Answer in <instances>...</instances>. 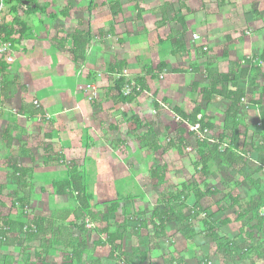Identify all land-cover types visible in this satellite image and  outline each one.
I'll return each instance as SVG.
<instances>
[{"label": "rangeland", "instance_id": "rangeland-1", "mask_svg": "<svg viewBox=\"0 0 264 264\" xmlns=\"http://www.w3.org/2000/svg\"><path fill=\"white\" fill-rule=\"evenodd\" d=\"M24 1L26 0H23L21 4L13 3L16 6L15 11L11 10L12 5L4 3L3 11L9 12L10 10L11 17L19 20L15 24L16 29L21 30L24 25L28 35L30 28L28 22L24 20V15L33 11L28 9L29 4H25ZM87 1V13L89 12L90 16L98 5L103 11H109L110 16L103 28L93 30L90 27L92 42L89 49L94 51L92 48L96 45L102 47L104 56L101 60L98 58V61L102 64V59H106L103 67L99 65L90 71L93 76L91 78L94 79L93 84L98 87L99 95L96 100L89 102L96 108L97 112H94L92 116L96 122H99L97 124L100 128L97 130L98 133H90L88 130L89 138L84 140L80 156L72 158L65 151L59 150V145L56 150L51 141L43 136L50 129L47 126L48 117L42 118L41 121L36 120L39 129L35 128L42 134L36 133L34 141L31 142L32 146L29 149L32 151L30 152L32 162L29 168L22 166L21 152L25 147L20 144L7 147L5 139L3 141L2 138L0 168L8 172V179L7 184L0 179V226L5 217L27 223L31 218L44 215L56 224L51 232H49L51 225H44L45 228L33 241L20 235L22 239L25 238L17 246H1L0 264L8 262L10 264H41L42 261L65 264V258L70 256L73 248L69 247L68 243L73 238L76 240L71 242L77 248H80L83 242L86 243L82 262L73 264H92L101 257L103 253L98 252L95 246L98 238L103 237L101 239H104L105 237L104 234L96 233L101 220L92 222L87 216L76 220L74 201L69 199L68 194H57L53 186L55 182L67 180L69 178L68 169L72 167H76L84 176L86 192L91 196V208L95 212L104 213L106 208L117 203L119 207L115 218L118 222H124L134 215L150 218L155 213L161 214L169 208L176 209L179 213L180 222L167 223L164 231L155 230L151 226L148 243L140 246L139 251L135 250L139 246L138 238L131 234L130 229H127L122 234L126 247L122 248L121 243L118 242L113 248L114 257L116 259L121 257V260L119 259L121 264H124L126 255L134 257L136 260L134 264H165L164 257L167 255H173L176 259L175 264H201L202 257L208 254L213 239L226 244L235 255L242 253V249L246 250V247L250 245H263L264 227L261 230L255 229L257 221H252L250 217L241 220L237 218L238 213L246 210L247 204L252 202L258 191L242 185L241 180L230 173L229 164L218 157L214 156L206 171L200 166L196 168L195 160H198L199 150L202 149L199 145V138L205 139L208 145L212 146L214 142H218L219 135L225 131V111L228 101L222 97L204 100L201 95L202 90L209 85L207 69L211 66L234 71L237 65L238 72L251 68L252 65L254 68H261V74L253 82L248 78L238 82V88L245 92V97L240 104L239 119L241 125L248 129L247 141L264 146L263 137L258 135L262 129L261 105L256 103L260 99L264 103V61L261 59L264 52V14H261L262 11L264 13V7L262 8L264 0H128L127 6H121V11H114L110 7V3L116 0H107L103 4H99L102 0ZM188 1L191 2L192 7H189ZM74 2L79 4L82 0H74ZM39 3V5L43 4L41 6L46 8L47 13L53 11L51 13L56 15L54 19L61 16L62 18L72 17L75 20L73 0H39ZM142 4L149 7V12L141 6ZM204 11L208 19L202 16ZM63 13L68 14L65 16ZM181 19L185 21V29ZM213 21L216 25L225 26L229 31L235 30L226 36L227 39H232L231 42L235 40V37L240 41L256 38V43H260L256 48L258 50L250 56L241 53L234 54V59H231L228 49L229 40L225 43L223 39L219 47L211 46L209 41L203 40L199 35L202 29L210 27L209 23ZM198 32L199 38L192 39V35ZM217 32H219L218 29ZM66 34L69 35L67 32ZM166 39H168L167 42ZM160 40L166 42L165 46L159 48L163 55L172 53L174 41H183L185 46L179 50L178 55H174L175 58L170 61V66H167L159 75L156 67L160 62H166L165 57L161 58L163 61L158 62L159 58L154 56L155 44ZM70 43L72 45L71 38L67 40V44ZM20 44L14 46V53L20 48ZM97 54L101 52L98 51ZM91 55L92 57L95 55L92 60L94 63L97 61V55L95 52L93 54L91 52ZM205 55L208 58L202 61L200 58L206 57ZM212 56L215 59H209ZM135 58H138L145 67L140 73L126 67L123 71L124 73L126 70L124 76L131 83L138 76H146L147 82L150 79L153 87L160 90V96L154 93V97L159 98L161 103L167 107H162L160 103L159 108L156 109L153 101L149 108L147 105V109L143 110L145 111L144 119H141L140 114L135 112L132 106L134 103L118 106L114 102L113 97L116 95L113 90L114 80L120 76L119 74L112 75L108 71L110 60L115 63L124 59L133 61ZM243 60H245L244 63ZM248 60L252 61L248 62ZM1 62H7V60L0 57ZM7 63L6 70L0 73V88L2 84L9 81L8 77L12 72V62ZM96 68L98 70H95ZM149 68L155 70L154 75L156 76H149L145 72ZM228 86L233 88L230 83ZM171 89L173 100L169 102L168 98H162L164 95L162 93L171 91ZM1 100L2 95L0 94ZM196 106H200L208 114L209 122L214 125L213 129H207L204 134H192L193 131L187 123L167 113L174 107H180L190 113ZM148 125L157 135L160 144L158 151H153L143 140L149 129ZM31 126L33 127V124ZM181 129L185 130L183 135L179 133ZM29 138L32 139V136ZM180 140H182L181 152L178 147ZM172 142L173 145H171ZM97 143L99 147H104L107 154L104 155L103 163L98 161L92 164L90 162L91 151ZM206 151L208 153V149ZM142 156L143 159H141ZM258 160V151L250 148L245 169L248 168L254 177L264 181V169L262 172L257 170ZM157 167H165L162 173L164 178L153 181L151 174ZM14 168L27 169L23 179H19L20 175L14 171ZM124 169L132 171L134 176L122 178L120 172ZM193 185L202 191L214 187L222 190L229 189L230 195L238 203L232 204V198L229 197L226 200L225 211L214 206L201 214H195V198L191 192ZM182 191L188 193L189 198L183 195L176 200L173 199ZM209 199L205 198L202 203ZM234 213L237 217H232ZM228 217L231 221L225 226H220V222ZM206 223L215 228V237L209 236L210 230ZM84 225V230L79 229ZM59 226L64 228L60 230L63 235L62 241L57 244L51 237L55 233L59 234ZM26 231L28 228L25 227L24 233ZM111 231L115 232L116 228H111ZM159 240L163 243L162 247L157 244ZM106 251L111 252L109 247ZM141 251L148 255L144 262L141 261ZM248 253L249 257L244 261H239L235 255L233 256L235 258H229L227 251H221L219 256L210 257L207 263L251 264L253 261L251 259H254L256 254L255 251L251 253L250 250ZM256 264H264V260H259Z\"/></svg>", "mask_w": 264, "mask_h": 264}, {"label": "trees", "instance_id": "trees-1", "mask_svg": "<svg viewBox=\"0 0 264 264\" xmlns=\"http://www.w3.org/2000/svg\"><path fill=\"white\" fill-rule=\"evenodd\" d=\"M23 0H3V2L7 5H12L13 11L16 10V6L13 3L21 4ZM29 1V5L27 6L31 11H41L47 13V10L44 6L39 5L34 0H26ZM93 3V1H91ZM1 3V0H0ZM121 2L115 1L110 3V7L114 9V11H121ZM65 16L68 13H63ZM51 17H56L55 14H50ZM19 20L11 17L10 10L3 11L1 25H0V34L2 35V41L4 42H12L13 47L19 45L21 40L27 36L26 33V26L23 25V29H16L15 24L18 23ZM183 24V28H186L185 21L181 19ZM71 38L72 45L70 47V53L75 62L84 61L87 57V52L89 46L92 42V32L91 29L88 28L87 30H83L81 28H76L71 36L67 35L64 30H60L55 38L52 40V44L55 50L64 52L66 50L67 40ZM185 46L183 41H174L173 42V49L172 54L178 55L179 50ZM262 61H264V52L261 56ZM252 60H248L251 62ZM128 65L127 60H119L115 63L109 64L108 71L112 75L119 74V78L114 80L113 90L116 92V95L113 97L115 103H133L136 101L143 93L149 92L150 87L148 85L146 76H138L134 79L135 87H133L132 91L129 94H123L122 89L125 87L126 84L131 85V81L128 80L124 76V69H126ZM8 66L7 62L0 63V73L6 70ZM237 68L233 69L234 71H226L224 68L219 66H211L208 71L209 77V85L205 89L202 90V97L204 100H211L213 97H222L225 100L230 102V105L225 111V131L219 135L218 142H214L212 146L208 145V142L205 139L199 138V145L202 149L199 150V158L195 160V167L198 166L202 167L204 171L208 168L209 162L215 157H218L221 161L227 162L229 164V171L231 174L236 176L238 180H241V184L245 185L249 189H256L258 194L251 203L247 204V208L243 213H238V217L236 214H232L236 216L238 219H242L245 217H250L252 221H257V225H255V229H263L264 227V181L261 178H256L253 176V173L249 171V169H245V164L247 159L249 158L250 148L255 149L259 153V160H258V172H262L264 169V146L263 145H256L254 142H248L247 134L248 129L241 125L239 115L241 109V101L245 97V92L238 88V82L242 79H249L251 82L256 80V78L261 74L260 67H252L242 69L238 72V66L235 65ZM167 67L166 62H160L158 64L157 71L159 75L165 70ZM149 76H156L154 75L155 70L153 68H149L145 70ZM231 77V80H230ZM228 83H230L233 88H229ZM0 94L2 95V100L11 98L17 94L21 93L22 96V106H21V114L24 115H34V116H42L45 115L43 109L38 108L35 104V97L28 94L27 89L25 86L18 84L15 81H9L5 84L1 85ZM139 87L137 90L136 87ZM197 88V86H196ZM257 104L261 105V117H262V129L261 132L258 134L264 139V103L260 99L256 102ZM155 108L158 109L160 103L154 100ZM173 117H177L180 119L181 122L187 123L190 127L199 124V128L196 131H193L192 134L199 135L204 134L207 129H213L214 125L209 122L208 114L200 107H194L193 111L188 113L180 107H174L172 110L167 111ZM202 115L201 119H198V116ZM41 124V123H40ZM139 124V123H138ZM149 126L147 133L144 135L143 140L147 143L148 147H150L153 151H158L160 148L159 141L157 140V135L155 131ZM140 127V125H139ZM181 135L185 133L184 129L179 131ZM202 136V135H201ZM182 140H180L179 151H182ZM173 145V142L171 143ZM208 149V153L206 151ZM15 172L20 175L19 179H23L24 174L26 173L27 169L22 168H14ZM165 167H157L152 171L151 178L153 181L155 180H163L164 175L163 170ZM69 178L64 181L55 182L53 186L56 189V193L59 195L68 194L70 197L69 199L73 202V207H75L74 215L76 220H79L84 217H89L92 222L100 221L98 227L96 228L97 234H104L103 237H100L95 242L96 250L98 252L103 253L101 257L97 260L93 261L92 264H121L122 262L121 257L115 258L114 257V246H117L118 242L121 243L122 248L126 247V241L123 240L122 234L127 230L130 229L132 235L138 238V247H136V251H139L140 246L146 245L149 240V229L151 226L154 227L155 230L161 229L166 230V224L177 221L180 222L179 213L176 209L169 208L166 211L160 213H155L150 218H146L144 216H131L130 219L125 220L124 222H118L115 218V214L118 211L119 205L117 203H113L110 208H106L104 213L95 212L91 208V196H89L86 192V184L84 176L78 171L76 167H72L68 169ZM192 193L193 197L195 198V214H201L204 211H208L214 206H217L219 209L224 210L227 207L226 200L231 197L232 204H237V200L233 199L232 195H230L229 189H218L216 187L202 191L196 185L192 186ZM221 194V196H219ZM185 195L189 198L188 193L182 191L179 194H176L173 199H178L180 196ZM205 198H210L206 202L202 203ZM225 211V210H224ZM196 217V215H194ZM235 218V219H237ZM106 221H105V220ZM237 219V220H238ZM190 220V218H189ZM231 219L228 217L220 222V226L227 225ZM159 222V223H158ZM50 224L49 232L54 228L56 222L48 219L45 215L44 216H37L31 218L27 223H21L16 220H12L9 217H5L2 219V225L0 226V247L4 245H12L17 246L21 240H24V236H26L27 240L33 241L38 238L40 232L45 228L44 225ZM209 227V236L215 237L216 231L215 228L208 223H206ZM28 228V231L24 233V228ZM64 228L59 226V231ZM84 226H80L79 229L84 230ZM111 228H116L115 232L111 231ZM243 231V229H242ZM20 235H24L23 239ZM252 236V234H250ZM63 235H61V231L58 235L53 234L51 237L54 243H60L62 241ZM70 239V238H69ZM76 239H71L73 242ZM70 241V242H71ZM68 243L69 247H73L70 256L68 255L65 259V264H73L77 262H82L83 260V253L86 248V243H82L80 248L73 245L72 242ZM159 247H162L163 243L159 240L158 243ZM109 247L111 252L106 251V248ZM231 248V247H230ZM247 249H242V253H238L235 255L233 250H229L226 244L221 243L216 239H213L210 247L209 252L205 256L202 257L203 264H209L207 261L212 256H219L221 251L228 252L229 258H232L234 255L236 259L239 261H244L247 257L250 256L248 251L250 250L251 253L255 251V258L251 264H256L259 260H264V244L253 246L250 245L246 247ZM249 249V250H248ZM123 251V249H122ZM113 252V253H112ZM142 258L141 261L144 262L147 259V253L141 251ZM226 257V258H228ZM233 257V258H235ZM1 258V257H0ZM3 258V257H2ZM224 258V257H222ZM225 259V258H224ZM135 259L132 255H126L123 261L124 264H134ZM206 261V262H204ZM176 259L173 255H167L164 257L165 264H175ZM201 263V264H202ZM7 264H10L9 262ZM41 264H54L46 261H42ZM211 264H214L213 262Z\"/></svg>", "mask_w": 264, "mask_h": 264}, {"label": "crops", "instance_id": "crops-1", "mask_svg": "<svg viewBox=\"0 0 264 264\" xmlns=\"http://www.w3.org/2000/svg\"><path fill=\"white\" fill-rule=\"evenodd\" d=\"M34 1L40 4L39 0ZM104 1L107 0H102L99 4H103ZM116 1H122L121 5H123V7L128 5V0ZM189 2L190 1H188L187 4H189V7H192L193 5ZM73 4L74 14H76L75 20L72 17H63V19L61 16L54 19L50 15L53 11H48L47 14L41 11H33L24 15V20L28 22L30 30L28 35L21 40L20 48L14 53V60L11 63L12 72L11 75H9L8 80L15 81L18 84L25 86L28 94L35 97V104L37 102L39 105L36 106L43 109L45 115L34 116L32 114H21V93L15 94L11 100H8V98L1 100L0 144L2 143L3 138V141L4 139L6 141L5 145H7V147L16 144L23 145L25 149H22L21 159L23 162L22 166L26 168H29L32 162L30 157V152L32 153V151L29 149L32 146L31 142L34 141L36 133H41L40 130H37L38 125L35 122L36 120L41 121L42 118H45L46 116L48 117L47 119L49 123L47 126L50 129H48V133L43 134V136L51 141L56 150L59 145V150L63 152L65 151V153L72 156V158L78 155L80 156L84 140L89 138V132L96 133L100 128V125L97 124L99 122H96L94 116H92L94 112H97L95 111L96 108L87 100L81 87L90 82H94V79L91 78L93 76L90 74V71L99 65L103 67L106 62L105 58L102 59V64L98 61V58L101 60L104 56L102 52L103 48L96 45L92 48L94 51L88 49L87 57L84 61L75 62L69 51L71 43L66 44V50L64 52H60L54 49L52 40L60 30H65L70 35L76 28L84 30H87L90 27L93 28V30L98 29L99 27L103 28L104 23L106 24L109 21V11H103L98 5V8L93 10L90 16L88 14L89 12L87 13V0H82L79 4H76L73 0ZM41 5L43 4L41 3ZM141 6L149 12V7L143 4ZM263 7L264 4L262 5V8ZM261 14H264L263 11ZM202 16H204V18L207 16L205 11ZM206 19H208V17H206ZM209 24L210 27L202 29L203 31L200 32V34L199 32L194 33L191 38L193 39L195 35L199 34L203 40L209 41L211 46L218 47L221 42H223V39H225V43H228L229 40L230 44L228 49L231 59H234V54L241 53L245 56H250L253 52L258 50L256 48L259 47L260 43H256V38L240 41L235 37V40L231 42L232 39H227L226 36L230 34V32H235V30L229 31L223 25H216L214 21ZM217 29L219 32H217ZM167 41L168 39H166V42ZM166 42L165 40L164 42L161 40L157 41L154 49V56L159 58L158 62L163 61L161 58L165 57L164 61H166V64L169 67L171 64L170 61H173L175 56L171 52H169V54L165 52L166 54L163 55L159 49L162 46H165ZM261 43H263V41ZM89 50L92 54L95 52L97 55V61H94V63L92 60H94L95 55L92 57ZM98 51H100L101 54H97ZM205 58L207 60L208 57L206 56L200 59L205 60ZM209 59L215 58L212 56V58ZM125 60L128 62L127 67L136 73H140L141 69L145 67L142 62H139L138 58H135L133 61H130L129 59ZM243 61L245 62V60ZM112 62L113 61L110 60L108 64H111ZM95 70L98 69L96 68ZM148 84L150 91L143 93L133 102L134 105H132L135 112L140 114L141 119H144L145 117L143 114L145 111L143 110L147 109V105L149 108L154 100L161 103L159 98L154 97V93H158L160 96V90L153 87L150 79H148ZM172 93L173 90L171 89V91H167L166 93L163 92L162 94L164 95H161L162 98H168L167 101L171 102V100H173ZM116 104H118V106L121 104L127 105L125 103ZM128 105L131 106L130 104ZM161 105L162 107L167 108L164 104L161 103ZM229 105L230 102L228 101L226 107L228 108ZM31 124H33V127ZM31 136L32 139L29 138ZM40 139L41 138H39V140ZM98 145L99 143H97V146ZM97 146H94L93 151H91L92 158L90 162L92 164H94V162L98 163V161L103 163V159L107 154L104 151V147ZM141 159H143V156ZM132 173V171L124 169L120 172V175H122V178H127L134 176ZM0 179L4 181V184H7L8 172L2 168H0Z\"/></svg>", "mask_w": 264, "mask_h": 264}, {"label": "built area", "instance_id": "built-area-1", "mask_svg": "<svg viewBox=\"0 0 264 264\" xmlns=\"http://www.w3.org/2000/svg\"><path fill=\"white\" fill-rule=\"evenodd\" d=\"M3 5L4 2L3 0H1L0 3V25H1V19H2V14H3ZM195 39L199 38V35H195L194 36ZM2 35L0 34V57H4V60H7V62H13V55H14V47L12 42L10 41H2ZM244 63V61H243ZM126 72V70H125ZM124 72V73H125ZM126 74V73H125ZM133 87H135V83L133 82L131 85L126 84L125 87L121 90L123 94H129ZM83 93L85 94L86 98L88 101H93L96 100L98 98L99 95V90L98 87L93 84V82H90L84 86L81 87ZM136 89L138 90L139 87L137 86ZM36 105H38V103L36 102ZM199 119H201V115L198 117ZM192 131H196L199 128V124L190 127Z\"/></svg>", "mask_w": 264, "mask_h": 264}, {"label": "water", "instance_id": "water-1", "mask_svg": "<svg viewBox=\"0 0 264 264\" xmlns=\"http://www.w3.org/2000/svg\"><path fill=\"white\" fill-rule=\"evenodd\" d=\"M25 4H29V1H24Z\"/></svg>", "mask_w": 264, "mask_h": 264}]
</instances>
